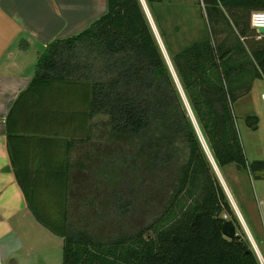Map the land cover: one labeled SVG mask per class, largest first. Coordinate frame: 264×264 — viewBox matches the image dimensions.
Instances as JSON below:
<instances>
[{"label":"trees","instance_id":"trees-1","mask_svg":"<svg viewBox=\"0 0 264 264\" xmlns=\"http://www.w3.org/2000/svg\"><path fill=\"white\" fill-rule=\"evenodd\" d=\"M163 2L146 0L216 164L222 171L235 163L250 175L234 103L264 77V38L251 24L264 0H200L206 34L179 51L154 12ZM26 99L53 119L13 126ZM246 123L256 130L259 118ZM7 124L14 162L37 163L16 174L38 220L63 238V264H260L244 233H223L226 221L240 227V220L141 0H108L89 27L49 43ZM137 205L147 220L133 231Z\"/></svg>","mask_w":264,"mask_h":264},{"label":"crops","instance_id":"crops-1","mask_svg":"<svg viewBox=\"0 0 264 264\" xmlns=\"http://www.w3.org/2000/svg\"><path fill=\"white\" fill-rule=\"evenodd\" d=\"M107 6L108 0H0V264H9L10 257L15 259L16 253L25 249L22 246L13 248L15 243L12 241L15 236L25 232L27 225L46 231L52 237L57 235L38 220L17 177L16 169L32 171L39 168L36 162H31L33 158L29 156L23 164L16 160L14 162L15 154L11 155L7 139L9 110L20 93L29 86L36 71L38 56L47 45L86 29L107 11ZM257 81H264V77H257L251 91L234 103L235 114L241 116L247 131L250 127L246 117L259 115L254 98ZM256 131H260L259 125ZM256 145L257 152L253 156H248L246 152L250 163L264 160V140L260 139ZM19 155L22 160L23 154ZM52 157L55 158L54 153ZM44 167L54 169L57 166ZM237 170L239 174L233 175L234 180L244 177L247 183L253 181L251 174ZM255 195L257 198L256 191ZM263 201H259L260 206ZM25 245L30 250L36 248L33 247L35 243ZM1 250L7 252L8 256L2 257ZM28 256L31 254L15 259L11 264H32ZM41 259L44 262L45 257Z\"/></svg>","mask_w":264,"mask_h":264},{"label":"rangeland","instance_id":"rangeland-1","mask_svg":"<svg viewBox=\"0 0 264 264\" xmlns=\"http://www.w3.org/2000/svg\"><path fill=\"white\" fill-rule=\"evenodd\" d=\"M199 2L200 0H164L163 3L155 5L154 12L157 14L159 25L161 29H163L162 31L165 32L167 41L173 51H179L185 45L196 39L202 38L206 34L205 29L208 23L207 17L204 10L202 9L204 5L202 3L200 4ZM156 25L158 26V24ZM221 26L222 29L225 30V34H231L228 26H226L224 23ZM256 86L257 88L254 92V98L257 101V107L259 111L258 116L260 118V123L258 125L260 126V131L255 132V130L253 131L252 128L248 129L247 131L245 128V123L242 122L243 120L241 119V116L239 114L237 116L242 143L245 152H247V155L250 157L257 152L256 142H259L260 139L264 140V97H262V94H264V81H257ZM46 100H49V93ZM30 104L31 102L26 99L18 105L15 111V120L12 123L13 126H18L19 124L25 125V122L28 123V121L31 120L33 116L36 120L40 121V119H42L40 124H42L44 121L53 119V115L50 113L51 111L49 110V112L48 108L46 107L48 111L46 112L43 108V104L35 108H31ZM47 104L48 102H45L46 106ZM86 126L87 125L84 124L82 118H79L78 122L76 121L77 132H82V130L84 131ZM15 129L17 128L15 127ZM15 129L13 127L12 130ZM259 133L261 135H258ZM57 148L58 147L56 145L54 149L56 150ZM85 149H87V147ZM51 150L52 148L50 149V153L52 152L53 154L54 152ZM78 153H81L79 149L77 150V154ZM237 169V165L232 163L225 166L221 173H223L222 175H224L233 198H235L234 200H236L242 211L241 213H243L247 219V226L250 229V232L252 233V236L254 237L260 252L264 256V219L262 215V207L260 206L259 202L260 200L264 199V180L253 179V181L249 180L248 183L244 177H238V180H234L233 175L239 174ZM255 191L257 193V198ZM131 208L133 209L134 213L133 217L128 219V226L132 228L131 230L136 231L141 227V225L145 223L144 220H147V210L141 212L138 205ZM240 224V227H236L237 231L244 233L245 237L248 239L241 222ZM12 242L15 243L13 248H19L21 246L25 248L24 250H20L16 253L15 259H21L22 257L24 258L26 254H31V256L28 257L30 258L29 261H31L32 264H44V262L45 264H63L64 240L61 236L54 235L52 237L49 235V233H46V231L34 229L31 225H27L25 232L15 236V239ZM18 243H22L23 245ZM27 243H35L36 246L33 247L36 248H32L30 250L29 247L27 248L25 245ZM1 255L2 257H6L5 255L8 256V253L1 250ZM42 257H45L44 262H42ZM15 259L14 257H10L8 263L11 264Z\"/></svg>","mask_w":264,"mask_h":264},{"label":"water","instance_id":"water-1","mask_svg":"<svg viewBox=\"0 0 264 264\" xmlns=\"http://www.w3.org/2000/svg\"><path fill=\"white\" fill-rule=\"evenodd\" d=\"M141 1H142L144 10L146 12V15L148 17V20L150 22V25L152 27V30H153V32H154V34L156 36V39H157V41L159 43V46H160V48L162 50V53H163L164 57H165V59H166V61L168 63V66H169L170 70L172 71V74H173V76L175 78V81L177 83V86H178V88H179V90L181 92V95L183 97L185 105H186V107L188 109V112H189V114H190V116L192 118V121H193V123H194V125L196 127V130L198 132L199 138H200V140H201V142H202V144L204 146V149H205V151H206V153H207V155H208V157H209V159H210V161L212 163L214 171H215L218 179L220 180V182H221V184H222V186H223V188H224V190H225V192H226V194H227V196L229 198V201L231 202V205L233 206L236 214L238 215V218H239L240 222L242 223V225H243V227L245 229V232H246V234L248 236V239H249L250 243L252 244L253 249L255 250L256 254L258 256H260L261 255L260 250L255 247V244H253L252 240L249 238L250 229L248 228L247 223L245 222V219H244V217H243V215H242V213H241L236 201L234 200V198H233L228 186L226 185V182H225V180H224V178L222 176V173H221L218 165L216 164V162H215V160H214V158H213V156H212V154H211V152H210V150H209V148L207 146V143H206V141L204 139V136H203V134H202V132L200 130V127H199V125H198V123L196 121V118H195V116H194V114L192 112L190 104H189V102H188V100L186 98V95H185V93H184V91L182 89L180 81H179V79H178V77L176 75V72L174 70V67H173V64L171 62L170 56L165 51L160 39L157 37V34L155 33V30H154V27H153V23H152V17H151V14H150V9H149V7H148V5L146 3V0H141ZM257 30L260 33L264 34V27H258ZM249 168H250V173H251L253 179L264 180V160H254V161H252L250 163V167ZM223 233H224V235L226 237H229V238H234L237 235L236 226L234 225V223L232 221L228 220V221L225 222L224 227H223Z\"/></svg>","mask_w":264,"mask_h":264},{"label":"built area","instance_id":"built-area-1","mask_svg":"<svg viewBox=\"0 0 264 264\" xmlns=\"http://www.w3.org/2000/svg\"><path fill=\"white\" fill-rule=\"evenodd\" d=\"M251 24L256 30L258 27H264V10H256L252 13ZM257 38L263 39L264 34L259 32ZM261 207H262V215L264 219V201L261 202ZM224 217H227V215H225ZM258 258H259L260 264H264V256L262 255V253L260 256H258Z\"/></svg>","mask_w":264,"mask_h":264},{"label":"bare ground","instance_id":"bare-ground-1","mask_svg":"<svg viewBox=\"0 0 264 264\" xmlns=\"http://www.w3.org/2000/svg\"><path fill=\"white\" fill-rule=\"evenodd\" d=\"M150 14H151V12H150ZM151 17H152V23H153V27H154L155 33L157 34V37L160 39V41H161V43H162V45H163L165 51L167 52L166 47H165V44H164V42H163V39H162L161 34H160V32H159V30H158V28H157V25H156V23H155V21H154V18H153V16H152V14H151ZM167 53H168V52H167ZM222 176H223V175H222ZM223 178H224V176H223ZM224 180H225V179H224ZM225 182H226V180H225ZM226 185H227V182H226ZM227 186H228V185H227ZM228 188H229V187H228ZM230 192H231V191H230ZM231 194H232V193H231ZM232 196H233V195H232ZM249 238L252 240L253 244H255V247H256L257 249H259L257 243L255 242L254 237L252 236V233H251V232H250V234H249Z\"/></svg>","mask_w":264,"mask_h":264}]
</instances>
